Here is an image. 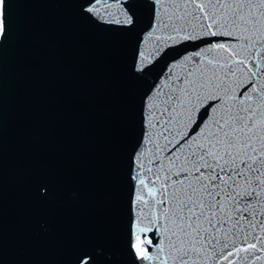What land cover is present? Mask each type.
<instances>
[{"label": "water", "instance_id": "water-1", "mask_svg": "<svg viewBox=\"0 0 264 264\" xmlns=\"http://www.w3.org/2000/svg\"><path fill=\"white\" fill-rule=\"evenodd\" d=\"M108 2L109 13L94 17L85 0H9L0 38V264H81L84 257L135 264L130 243L141 186L133 176L143 171L141 160L145 168L155 160L180 170L165 158L161 133L176 123L165 125V108L173 87L185 86L177 78L200 73L194 61L178 58L230 38L165 44L171 29L162 22L177 20L182 9L171 5L187 0H162L154 25L153 4L135 0L134 27L110 22L123 19L119 9L132 0ZM138 52L143 74L135 71ZM171 115L183 123L180 109ZM172 193L168 185L165 198ZM159 232L167 251L170 232Z\"/></svg>", "mask_w": 264, "mask_h": 264}, {"label": "snow or ice", "instance_id": "snow-or-ice-1", "mask_svg": "<svg viewBox=\"0 0 264 264\" xmlns=\"http://www.w3.org/2000/svg\"><path fill=\"white\" fill-rule=\"evenodd\" d=\"M149 2L154 25L155 6L166 5ZM111 7L108 0H85L83 10L102 17ZM134 7L135 0L125 4L119 9L123 19L110 22L134 27ZM171 7L182 14L171 23L162 22L171 29L165 44L200 36L230 39L206 41L207 46L197 45L178 58L194 61L200 76L191 80L189 72L184 79L178 77L185 86L173 87L165 108L170 114L165 125L176 121L161 133L167 141L165 158L173 165L179 161L180 170L172 173L155 160L145 168L141 160L143 171L133 176L141 186V194L134 193L139 216L133 219L130 243L135 264H256L264 260V35L252 34L264 28V0H187ZM8 9L9 0H0V38L7 35ZM135 71H146L139 52ZM177 109L182 124L171 115ZM168 185L173 186L171 199L165 198ZM175 185L182 186L178 194ZM154 229L156 234L149 237ZM160 229L170 232L167 251ZM89 260L84 257L81 264Z\"/></svg>", "mask_w": 264, "mask_h": 264}]
</instances>
